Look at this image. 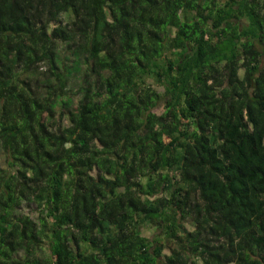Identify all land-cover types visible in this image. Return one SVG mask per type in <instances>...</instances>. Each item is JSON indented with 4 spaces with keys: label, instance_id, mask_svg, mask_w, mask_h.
I'll use <instances>...</instances> for the list:
<instances>
[{
    "label": "trees",
    "instance_id": "1",
    "mask_svg": "<svg viewBox=\"0 0 264 264\" xmlns=\"http://www.w3.org/2000/svg\"><path fill=\"white\" fill-rule=\"evenodd\" d=\"M0 155V264H264V0H0Z\"/></svg>",
    "mask_w": 264,
    "mask_h": 264
},
{
    "label": "rangeland",
    "instance_id": "2",
    "mask_svg": "<svg viewBox=\"0 0 264 264\" xmlns=\"http://www.w3.org/2000/svg\"><path fill=\"white\" fill-rule=\"evenodd\" d=\"M41 67H42V69H44V68L46 67V65L41 64ZM73 82H74V80H71L70 83H73ZM154 87H156L159 91L162 90V88L159 87V86H156V85H155ZM1 157H2V156L0 155V164H2V162H3ZM31 207H32V205H31V206L24 205V206H23V211H25V212H29V210L31 209ZM29 213H31V212H29ZM187 223H188V222H187ZM187 227H190V224H187ZM152 231H153V230L148 229V230L145 231V234H150V232H152ZM164 251L167 252V249H165Z\"/></svg>",
    "mask_w": 264,
    "mask_h": 264
}]
</instances>
